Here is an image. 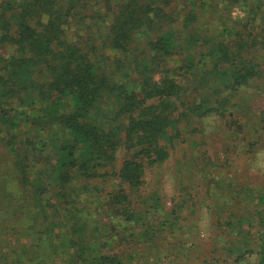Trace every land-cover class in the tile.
I'll return each instance as SVG.
<instances>
[{
	"label": "trees",
	"instance_id": "trees-1",
	"mask_svg": "<svg viewBox=\"0 0 264 264\" xmlns=\"http://www.w3.org/2000/svg\"><path fill=\"white\" fill-rule=\"evenodd\" d=\"M214 23L221 30L203 27ZM208 116L239 127L223 161L199 166L202 200L214 199L209 246L176 240L205 209L191 187L167 210L145 193V171L202 134ZM263 125L264 0L1 2L0 264H163L139 249L167 232V264H264V206L240 208L253 199L243 183L225 189L235 167L225 157L264 149ZM107 176L108 230L91 209L93 182ZM115 237L134 241L129 252L109 251Z\"/></svg>",
	"mask_w": 264,
	"mask_h": 264
},
{
	"label": "rangeland",
	"instance_id": "rangeland-1",
	"mask_svg": "<svg viewBox=\"0 0 264 264\" xmlns=\"http://www.w3.org/2000/svg\"><path fill=\"white\" fill-rule=\"evenodd\" d=\"M5 0H0V3ZM106 4V8H109V4L112 0H104ZM206 16V15H205ZM211 26L218 28L221 30V28L217 27V25L214 23L209 26L203 25V27L208 28V33H211L209 31ZM211 30V29H210ZM258 30H261V26L258 27ZM75 33V32H74ZM78 44L83 45L84 44V38L81 40H77ZM113 59V57H111ZM263 103V102H262ZM251 105L254 106V103H251ZM262 105V104H258ZM254 109V108H253ZM204 130L202 134H196L192 137H186L188 140L187 145L181 146V148L177 147L176 152H171L170 157L165 161L162 165L153 167L152 169L146 170L145 175V193L147 194H155L161 201V204L163 205V209L167 210L171 207L176 208L177 207V200H175V197H180L182 194L181 187L189 186L191 187L192 194L195 195L194 197L199 198L202 201V206L210 211V214L212 215V218L209 219L207 216V212L205 209L200 211L201 218L190 220L186 227H190L191 230H183V234L181 236V239L176 240H182L185 241L187 244L189 243H196L197 240H206L208 239V242H206V245H210L213 239H210L215 235L214 227L215 225V218H213L214 209H211V203H214V199L212 197H207L206 201L202 200L203 197V189L206 185V181L202 179L200 176V165L203 161V157H209L212 159V161H215L216 158H219L221 161L224 159V154L226 148L228 145L231 144L229 140V133L236 134L237 130L239 129L238 125L232 124L230 127V131L228 129L229 125V118L226 116L222 121L217 119L214 116H208L204 119ZM241 123V122H240ZM199 128V126H197ZM264 127V125H263ZM262 141H264V133L261 135ZM181 149V151H180ZM183 151V152H182ZM204 152L205 155H202ZM186 155V157L182 156ZM236 155V156H235ZM233 156V157H231ZM184 157V159H183ZM121 155L118 152L117 153V161L116 164L113 165V171H117V167L119 168L121 163ZM3 157L2 153L0 151V175L7 173V166L3 163ZM230 159L233 160V164L235 167L233 169L228 170L230 172L231 176H229L230 180L234 182L233 185L231 183L225 185L226 193L229 197V195L232 193L234 187L238 186L239 183H243L247 185V188L245 189V192L249 195H253V199L250 202L246 203V199H244L243 204L240 205V208L245 209L247 212H253L254 210H257L260 207L264 206V200L263 202L259 201L260 197L264 198V149L261 148L258 151H256V155L252 158L249 156H243L241 153L239 157H237L236 153H228L227 157H225V160ZM115 166V168H114ZM236 169V170H235ZM210 170L212 172H215L216 167L215 164L210 167ZM109 174H111V170H107ZM198 171V172H197ZM108 174V175H109ZM232 177V178H231ZM209 181V179H208ZM115 181L113 178H108V176L105 179H96L93 182L92 186H96L99 192L96 193V198L92 200L93 205L91 206V209H94L96 211V214L98 215V219L100 220L101 227L108 228V215L104 213V211H109L108 208H102L105 205L106 200L108 199L105 197L106 193L113 190L115 188ZM209 183V182H207ZM6 188L11 193L17 192L16 183L12 181H7ZM255 198V199H254ZM262 198V199H263ZM226 199V198H225ZM198 200V199H197ZM235 201V200H232ZM228 204H232V202H228ZM103 205V206H102ZM210 205V208H209ZM142 213L145 212L144 209L141 210ZM264 217V214H263ZM256 225L259 224L258 218H255ZM196 228V229H194ZM108 230V229H107ZM189 231H193L194 233H197L198 238L191 234H187ZM176 233V231H175ZM251 235H256V233H253V230L250 231ZM139 236V235H138ZM176 237V236H175ZM59 238V237H58ZM62 238V237H61ZM173 233L167 232V234H164L160 236L159 238H156L154 240V243L144 246L139 245L137 248H151V249H139L140 255L141 250L145 255H148V259L152 262L154 259L159 257L160 261L163 264H167L171 261V259H165L164 251L167 250V244L171 243L173 240ZM165 239V240H164ZM139 241H141V237L139 238ZM193 241V242H192ZM134 244V241L128 240L119 242L118 238L115 237L112 239H107V245L109 251L112 252H120L122 251H128L130 247ZM153 246H156L157 249H152ZM201 253H204V255H208V251H205L207 247L201 245ZM212 260H219V256H217V253L211 255ZM255 257H248L247 262L242 264H255ZM218 264V263H214Z\"/></svg>",
	"mask_w": 264,
	"mask_h": 264
}]
</instances>
